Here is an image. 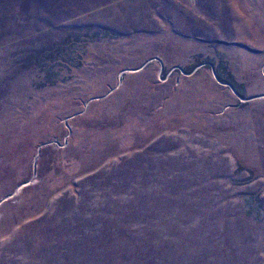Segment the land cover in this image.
<instances>
[{
	"label": "rangeland",
	"instance_id": "rangeland-1",
	"mask_svg": "<svg viewBox=\"0 0 264 264\" xmlns=\"http://www.w3.org/2000/svg\"><path fill=\"white\" fill-rule=\"evenodd\" d=\"M252 55L264 0H0V264H264Z\"/></svg>",
	"mask_w": 264,
	"mask_h": 264
},
{
	"label": "crops",
	"instance_id": "crops-1",
	"mask_svg": "<svg viewBox=\"0 0 264 264\" xmlns=\"http://www.w3.org/2000/svg\"><path fill=\"white\" fill-rule=\"evenodd\" d=\"M255 51L256 50H258V49H256L255 47L253 48ZM252 50V49H251ZM242 60H264V57L263 56H254V55H252V56H245V57H242ZM264 69V61L261 63V67L260 68H257V70H255L256 71V74L254 75V74H252V76L253 77H255V78H258V79H261V73H262V70ZM213 76V79L215 80H217L218 82L220 81L221 82V80L219 79V77H218V75H217V73L215 72V73H213L212 74ZM237 79V78H236ZM225 80V79H224ZM238 80V79H237ZM230 92H228L229 93V95H231L232 97H234V96H236V97H241L242 95H244L243 93H240V92H238V90L234 87V86H232V85H230ZM242 98H244V97H242Z\"/></svg>",
	"mask_w": 264,
	"mask_h": 264
}]
</instances>
